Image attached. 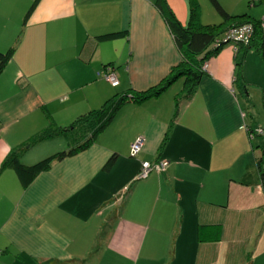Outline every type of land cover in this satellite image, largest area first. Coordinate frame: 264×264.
<instances>
[{
	"label": "crops",
	"instance_id": "0c3cea01",
	"mask_svg": "<svg viewBox=\"0 0 264 264\" xmlns=\"http://www.w3.org/2000/svg\"><path fill=\"white\" fill-rule=\"evenodd\" d=\"M157 1L0 0V51L15 48L0 73V264H247L250 257L264 264L256 167L264 135H252L264 128V62L254 50L238 53L239 81L240 46L230 43L208 59L160 154L182 76L155 98L122 105L87 149L53 162L29 186L3 166L46 129L171 73L181 55ZM208 1L196 0L198 20L218 24ZM218 1L230 14L264 16V0L258 8ZM165 2L186 26L190 0ZM106 65L117 85L105 80ZM138 138L142 150L134 157ZM68 148L56 136L18 158L31 165ZM156 159L165 171L133 183L141 162ZM198 224L220 225L218 240L198 243Z\"/></svg>",
	"mask_w": 264,
	"mask_h": 264
},
{
	"label": "trees",
	"instance_id": "16d2710c",
	"mask_svg": "<svg viewBox=\"0 0 264 264\" xmlns=\"http://www.w3.org/2000/svg\"><path fill=\"white\" fill-rule=\"evenodd\" d=\"M216 11L222 17V21L218 24H202L198 20L196 0H190V18L186 26H182L176 19L173 13L168 8L165 0H158L157 6L160 8L163 17L165 18L176 43V46L180 52V62L172 68L171 73L161 80L158 84L144 90L136 91L129 89L128 91L115 95L105 101V103L99 108L82 113L76 117L71 123L65 126H52L42 132L38 137L32 140L30 143L12 152L10 156L4 161L3 166H11L16 172L24 187L29 186L35 179L36 175L47 171L53 162L60 161L68 156L77 154L87 149L92 143L97 134L104 130L109 123L113 120L116 112L122 107V105L128 102L141 103L150 98H155L160 95L168 86H170L177 77L185 78V85L183 90L177 93L175 98V113L174 116L164 134V137L158 147V154L162 152L168 143L173 126L176 123L182 105L191 99L194 93L197 91L198 85L204 72L202 70L203 63L208 61L209 58L216 55L219 50L229 45L227 35L229 30L238 28L243 25L250 24L253 28L252 35L249 39V43L246 45L233 46L240 49L236 52V81L240 80L243 58L238 56V53L244 55L250 50H254L259 53L264 62V31L261 27L262 19L258 20L249 16L247 12L232 15L228 13L218 0H210ZM249 3L257 5L258 2L250 0ZM264 17V16H263ZM124 32L105 34L98 37V40L105 41L123 36ZM14 47H11L7 52L0 51V73L5 64L11 58ZM238 50V49H237ZM241 55V56H242ZM110 69L114 72L110 66H105V71ZM115 74V73H114ZM264 135V128L256 129L252 132V135ZM64 136L69 141L68 150L63 149L53 155H50L34 164L25 165L18 158V151L29 148L36 144L38 141H42L48 138ZM262 155L257 159V171L260 179L261 192L264 196V144L261 145ZM141 151L136 155L138 156ZM117 154H112L106 163V167H110L115 160ZM134 156V157H136ZM144 162V161H142ZM141 162V164H142ZM152 164L162 162L161 160L147 161ZM141 169V166H140ZM165 171V169H164ZM163 171V172H164ZM140 172V170H139ZM139 172L137 173L134 182L144 181L149 178L152 173H163L152 170L150 174L145 178H140ZM132 183V184H133ZM132 187L127 188L118 196V201H126L129 190ZM220 225H206L198 224L197 227V240L198 243H203L207 240L217 241L218 230ZM208 234V235H207ZM247 264H251V257L245 260Z\"/></svg>",
	"mask_w": 264,
	"mask_h": 264
},
{
	"label": "built area",
	"instance_id": "2783aa9c",
	"mask_svg": "<svg viewBox=\"0 0 264 264\" xmlns=\"http://www.w3.org/2000/svg\"><path fill=\"white\" fill-rule=\"evenodd\" d=\"M261 27L264 31V18L261 23ZM253 28L250 24L240 26L238 28H233L229 30L227 35V40L230 41L232 44L236 45H246L249 43V39L252 35ZM208 68V62L203 63V70H206ZM105 80L112 85H117L118 80L116 78V75L114 72H112L110 69H108L105 73ZM143 145V138H138L136 141H134L131 144V155L136 156L141 150ZM165 169L164 162H159L157 164H152L150 162L144 161L141 164V169L139 172L140 178L147 177L152 170H156L157 172H163Z\"/></svg>",
	"mask_w": 264,
	"mask_h": 264
},
{
	"label": "rangeland",
	"instance_id": "374dc122",
	"mask_svg": "<svg viewBox=\"0 0 264 264\" xmlns=\"http://www.w3.org/2000/svg\"><path fill=\"white\" fill-rule=\"evenodd\" d=\"M203 2L205 1H207V2H209L208 0H202ZM247 2L246 3H248V5H246V6H248V7H251V6H254V4L253 3H249V1L250 0H246ZM252 1V0H251ZM255 2H260L259 0H254ZM211 4V3H210ZM261 6L263 7V5L261 4ZM254 7H256V8H258V7H260V5H258V6H254ZM251 8H253V7H251ZM211 9L213 10V12H216L217 14H218V12L215 10V8L211 5ZM226 10V9H225ZM260 10V9H259ZM255 11V10H254ZM262 11H263V9H262ZM255 13V12H254ZM232 15H235V14H232ZM253 15H255V14H253ZM257 15V14H256ZM260 15L261 14H259V16L258 17H260ZM206 16H207V14H206ZM218 16V21H217V23H220L221 21H222V17L220 16V14H218L217 15ZM264 18V17H263ZM263 18H262V20H263ZM181 80H183V79H181ZM176 85V84H175ZM173 88H176L175 86L173 87ZM171 90H173V89H171Z\"/></svg>",
	"mask_w": 264,
	"mask_h": 264
},
{
	"label": "clouds",
	"instance_id": "9594fccd",
	"mask_svg": "<svg viewBox=\"0 0 264 264\" xmlns=\"http://www.w3.org/2000/svg\"><path fill=\"white\" fill-rule=\"evenodd\" d=\"M232 44V43H231ZM241 46H243V45H241ZM208 62V61H207ZM202 70H203V68H202ZM203 72H205V70H203Z\"/></svg>",
	"mask_w": 264,
	"mask_h": 264
}]
</instances>
